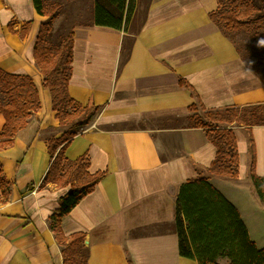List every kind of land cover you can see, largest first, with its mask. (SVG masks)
Instances as JSON below:
<instances>
[{
    "label": "crops",
    "instance_id": "crops-1",
    "mask_svg": "<svg viewBox=\"0 0 264 264\" xmlns=\"http://www.w3.org/2000/svg\"><path fill=\"white\" fill-rule=\"evenodd\" d=\"M136 2L121 30L94 24L72 29L69 96L100 110L65 157L86 154L89 173L105 175L61 219V230L66 237L85 235L87 264H198L179 254L176 201L180 187L199 177L195 166L210 167L216 148L203 129L188 125L189 107L198 100L207 110L264 105V82L210 20L218 0H146L142 13ZM47 19L33 0H0V69L31 77L41 102L13 145L0 150L11 183L8 200L0 203V264H63L48 218L60 211L71 187L39 188L52 162L46 139L65 132L33 56ZM13 20L17 31L33 22L24 39L9 32ZM4 123L0 115V132ZM234 133L243 181L246 138L240 129ZM252 135L255 172L264 178V126L253 127ZM208 181L238 210L255 246L264 248V211L249 191L217 176Z\"/></svg>",
    "mask_w": 264,
    "mask_h": 264
},
{
    "label": "trees",
    "instance_id": "trees-1",
    "mask_svg": "<svg viewBox=\"0 0 264 264\" xmlns=\"http://www.w3.org/2000/svg\"><path fill=\"white\" fill-rule=\"evenodd\" d=\"M92 24L121 30L133 16L136 0H91ZM219 7L209 15L210 20L231 40V35L244 33L257 45L243 62L264 82V2L262 0H218ZM35 11L48 20L43 22L35 42V65L43 76V86L50 92L52 110L59 126L65 129L59 138L46 139L52 159L39 188L53 185L70 186L71 190L60 199V211L48 218V226L61 248L63 264H87L88 250L85 235L75 233L66 237L61 230V219L93 191L105 173L88 171L87 155L71 161L65 150L79 130L89 124L99 107L82 106L69 96L68 83L72 74V31L53 47L49 42L52 24L62 9L60 4L49 5L46 0H33ZM33 22H24L17 31L15 20L8 25L12 34L24 39ZM234 43V42H233ZM180 86L189 88L180 81ZM41 109L39 92L29 76L9 74L0 69V115L5 123L0 132V150L11 147L19 131ZM188 125L203 129L216 148V158L204 171L195 166L199 177L183 184L177 196L174 230L178 235L179 254L198 264H264V248L258 249L250 240L238 210L208 178L217 176L235 187L245 188L264 211V178L255 172V144L252 129L264 126V105L225 107L207 110L200 101L189 107ZM240 129L246 138L248 174L238 177L239 156L234 131ZM11 183L7 181L0 163V203L8 200ZM28 187L27 191L33 190ZM129 264H132L129 262Z\"/></svg>",
    "mask_w": 264,
    "mask_h": 264
},
{
    "label": "rangeland",
    "instance_id": "rangeland-1",
    "mask_svg": "<svg viewBox=\"0 0 264 264\" xmlns=\"http://www.w3.org/2000/svg\"><path fill=\"white\" fill-rule=\"evenodd\" d=\"M49 5L60 4L62 9L56 14V19L52 24V31L49 35V42L53 47H56L60 41L66 37L76 25L92 24L90 13V0H46ZM146 0H141L138 5V12H145L147 5ZM264 2V0H262ZM137 5V2H136ZM136 9V6H135ZM129 31L131 27L128 28ZM231 38L244 56L249 57L255 49L256 43L246 36L244 33L231 35ZM219 264H228L226 259H219Z\"/></svg>",
    "mask_w": 264,
    "mask_h": 264
},
{
    "label": "bare ground",
    "instance_id": "bare-ground-1",
    "mask_svg": "<svg viewBox=\"0 0 264 264\" xmlns=\"http://www.w3.org/2000/svg\"><path fill=\"white\" fill-rule=\"evenodd\" d=\"M47 20H48V19H47ZM47 20H46V21H47Z\"/></svg>",
    "mask_w": 264,
    "mask_h": 264
}]
</instances>
